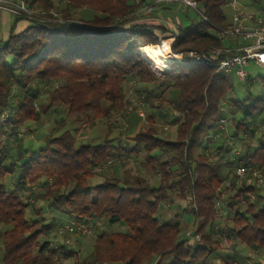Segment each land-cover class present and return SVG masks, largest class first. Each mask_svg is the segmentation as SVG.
Segmentation results:
<instances>
[{
    "label": "trees",
    "instance_id": "trees-1",
    "mask_svg": "<svg viewBox=\"0 0 264 264\" xmlns=\"http://www.w3.org/2000/svg\"><path fill=\"white\" fill-rule=\"evenodd\" d=\"M28 1L40 11L56 10L57 16L46 15L45 21L18 17L29 26L0 43V181L21 163L19 186L0 191V264H58L69 258H74L72 264H163L168 257H172L169 264H212L220 248L219 236L264 255L261 188L235 182L238 167L264 177V145L250 153L252 139L262 138L255 131L264 116V97L230 98L232 73L216 72L220 57H209L211 50L233 45L216 36V31L229 25L226 0H193L201 13L193 12V16H189L191 8L181 4L158 5L176 13L178 23L172 25L142 20L141 9L152 0ZM83 8L93 10L94 15L77 16L76 10ZM167 37L174 38L173 53L194 51L207 61L174 63L163 77H157L139 48L158 45ZM260 85L264 88V78ZM125 87L145 113L130 147L114 144L122 140L121 132L108 137L117 118L126 120L131 102ZM59 106L68 116L106 123L107 135L100 143L76 147L74 136L61 131L66 122L60 120L49 131L46 146L29 152L19 132ZM223 107L228 109L225 133L217 130L224 118ZM162 125L174 127L173 139L161 136ZM217 133V140H210ZM228 140L241 151L231 163H224L222 154L230 151ZM140 153L145 154L144 167L158 176V187L152 188L139 176L106 178L88 187V180L104 168L119 169ZM36 187L41 188V202L60 217L100 222L103 227L121 224L130 233L94 226L92 250L84 257L49 241L40 243V237L59 220L43 224L34 209L28 218L31 204L20 192ZM169 192L180 200L190 198L198 223L193 233L199 236L195 247L187 243L178 223L161 224L157 218L158 205ZM228 192L234 194L227 196ZM249 193L261 203L260 208L248 199ZM224 195L226 208L222 207ZM239 197L245 199L246 208L237 210L231 226H226L216 204L226 215V210L237 208ZM234 256L222 259V264H229L227 260Z\"/></svg>",
    "mask_w": 264,
    "mask_h": 264
},
{
    "label": "rangeland",
    "instance_id": "rangeland-1",
    "mask_svg": "<svg viewBox=\"0 0 264 264\" xmlns=\"http://www.w3.org/2000/svg\"><path fill=\"white\" fill-rule=\"evenodd\" d=\"M53 1H55L56 3L60 1L62 3L61 0H53ZM245 3L247 6L248 5L251 6L250 4L252 2L250 0H246ZM157 7H161V6H158V5L156 6L155 4H153L152 10L145 13L142 20L159 22V23H164V24L169 23L171 25L177 23L175 19L176 17L175 12L172 14L175 17L171 15L162 17L161 15L156 14ZM48 11L52 12L55 16H57L56 10L49 9ZM193 12H196V11L190 9L189 16H193L194 14ZM75 14L77 16H80V15H91L92 16L94 15V11L83 8V9L76 10ZM226 15L229 19L230 13L228 10H226ZM189 20L190 19H187V21ZM234 40L236 42L238 41V39H234ZM228 43L234 44L233 39L228 40L227 44ZM156 46L157 45L150 46V47H156ZM149 68L159 78L163 77L162 74L166 72V71L155 72V70L151 67V65H149ZM245 71L248 75V79L245 81H240L238 78H236V76H234L233 74H230V81L233 86V93L230 94V98L235 99V100H243L246 96H248V94L252 95L255 99L263 98L264 88H262L260 85V79L264 78V65H256L254 63H250L245 68ZM125 89L128 92L127 97L130 99V102H131V104L126 109V113H125L127 117L130 115L128 125H127L128 129L126 128V125L125 126L121 125V122H125V121H122L121 118H117L118 123L117 122L115 123L116 127L112 129V132L110 133L111 135L108 137L112 138L114 137V135L118 136V134L121 132L123 133L122 140L119 143L115 142L114 144L130 147L134 145V142L131 140H125L124 137L127 136L128 134L129 135L134 134V131L136 130L135 126L136 125L141 126L142 121L140 119L145 117V113L143 110V106L141 105V102L135 99L134 97H132V95L130 94V89H128V87H125ZM223 110L225 113H224V118L222 119L225 120V118H228V114H227L228 109L223 107ZM131 113H134V114L131 115ZM60 120H65L66 122L65 127L61 131H68L70 132V134H72V136H74L76 147H79L81 145H94V144L100 143L107 135V132H106L107 130L105 129L106 123L104 122L92 123L89 121H84L82 118L68 116L66 114V109L64 107L59 106L57 108L49 109L47 113L41 117L39 122L37 123L31 122V123L26 124V126H24V128L22 129V131L19 132V135H18L20 139L22 140L21 144H23L25 147H28L29 152L30 151L36 152L44 148L48 140L50 139V136L48 134L49 131L53 127V124ZM258 123H259V127L256 128V131H255L256 136L262 135V138H260L259 140H255V138L252 139L254 143L250 147V153H253L254 150L260 145H264V116L258 121ZM140 126L138 127L137 130L141 128ZM222 127L223 129L224 128L226 129V127L223 124H222ZM160 131L162 132L161 136L163 138H166L169 140L174 138V127L173 126L164 125V128H163V125H162ZM223 131L225 133V130ZM239 136L242 137V135H239ZM215 138L217 140V137H214V136L211 137L210 140L212 139L215 140ZM227 142L229 144L230 151L226 152L225 154L224 153L222 154L225 157L223 159V162L226 163V160H227L231 163L235 155L239 154L241 149L239 148V146L232 147V145L229 143V140ZM14 146H16V144H14ZM143 163H145V154L140 153L139 155L132 156L131 159L126 160L123 166L119 169L117 168L113 170L111 169L112 167L104 168L103 171L99 172V174L94 175L91 179L88 180V187L93 188L101 184L106 178L116 177L121 180H129V179H132L134 176H139V177L146 179L152 188L158 187V176H156L152 172L151 169L144 167ZM112 164L113 163H111L110 165ZM20 165L21 163L19 162L15 170H13L12 173L7 175L3 181H0V191L9 192V191L15 190V188L19 186L18 184H19V176H20ZM226 173H227V169L223 168L221 170L222 176H225ZM258 177L262 178L264 181V177H262L259 174V172H258ZM255 181H256L255 177L249 175L241 179L240 184L243 183L244 185H247V183H255ZM40 185L42 186V183ZM260 188H261L260 194L264 196V184ZM20 193L23 199L27 200L31 204L27 209L28 218H32V210L34 209V213H40L39 215L42 216L41 218L43 219V224H48V222H50L52 218H55V220L57 219L56 221L59 220V222H61L62 219H65L63 217H60V215H57L56 213L47 209L45 207V203L41 202L42 200L40 199V193H41L40 187L30 188L29 190L22 189ZM229 193L230 195L234 194V192H228L226 193V195L228 196ZM226 195H224L222 198L223 208H226V205H227ZM189 199L190 198L188 197L187 199L180 200L175 195L171 196V193L169 192L168 198L162 200L158 205L157 218L161 224L178 223L181 227V234L185 235V238L188 240L187 243L195 247L197 245L196 241H198L199 238L195 239L193 236V233L197 230L198 223L195 221V218L191 212V205L189 203L191 201H189ZM236 201L238 202L236 206L237 208L233 210H226V215H225V210L222 207L217 206L219 207L218 208L219 212H221L222 223L224 224L226 223L225 224L226 226H231L230 219L237 210L242 212L246 208V203H245L244 198L239 197ZM255 203H257L256 209L261 207V203H259V201H255ZM58 224L55 227L51 228V230L48 231L46 235H42L39 239V242L43 243L45 241H49L54 247L62 248V250L64 251L71 250L72 248L78 251L81 257H84L91 252L92 244L94 241L93 233L90 237H87V238L86 237H80L78 239L71 238L72 239L71 242H73L74 245L72 247H66V246H63V238L58 236L56 233V228ZM103 228L108 232H122V233H127V234L130 233L129 230L126 227L122 226L121 224H112V225L106 224L104 225ZM219 240H220V248L214 252L213 258L211 260L212 264H222V259L228 256H231L232 253H234L235 255L234 257L229 258L232 261L239 260L240 258H242V256H240V258L238 257L239 253H237V250H236L238 249V246L233 242V240H226L222 236H219ZM252 254L255 256V261L257 262V264L260 263L259 260L264 259V255L262 254H259V253L256 254L254 252ZM73 262H74V258L60 259L58 261V264H72ZM170 262H172V257L166 258L163 264H169ZM148 264H153V262H150Z\"/></svg>",
    "mask_w": 264,
    "mask_h": 264
},
{
    "label": "built area",
    "instance_id": "built-area-1",
    "mask_svg": "<svg viewBox=\"0 0 264 264\" xmlns=\"http://www.w3.org/2000/svg\"><path fill=\"white\" fill-rule=\"evenodd\" d=\"M245 1L246 0L225 1L226 10L230 13L229 25L225 29L216 31V36L220 41L233 39L234 44L230 48L213 49L209 53L210 58L220 57L215 63L216 72L225 75L232 73L240 81L248 79L245 68L250 63L264 65V3L261 2L258 4L255 3V0H250L253 6L248 7ZM153 4L156 6L181 4L199 12L197 4L193 0H153L141 9L142 13L145 14L151 11ZM0 10L27 20L45 21L47 20L46 15H51L52 18L56 17L50 11H40L34 8L30 5L28 0H0ZM202 17L207 21L204 16ZM173 39V37L163 38L160 44L156 46V48L165 55L163 58L169 61L170 67L174 63H204L207 61L208 58H206L205 55H201L194 51H189L186 54L173 53L170 48ZM234 39H238V41L236 42ZM142 47L145 46H141V48ZM141 48L139 50L142 55ZM143 59L148 63L145 58ZM148 65H150V63H148ZM225 123L226 121L224 119L219 121L218 129L220 132L225 130V128L223 129L222 127V124L225 126ZM213 136L218 138L219 133ZM250 173H252L256 181L253 184L247 183V185H253L255 190H257L264 184V181L262 178L258 177V173L255 170L248 167L236 168L235 182L239 185L241 179L249 176ZM228 185L229 184H227V186ZM248 199L252 202L256 200L253 193L248 194ZM216 206H219V204L217 203ZM94 226L99 227L101 224L100 222L91 223L79 221L74 218L62 219L56 228V233L63 238V246L72 247L74 244L71 242V238L78 239L80 237H90L93 233ZM194 238L198 239V236ZM71 250L74 249L71 248ZM227 262L229 264H257L253 254L235 261L228 259Z\"/></svg>",
    "mask_w": 264,
    "mask_h": 264
},
{
    "label": "crops",
    "instance_id": "crops-1",
    "mask_svg": "<svg viewBox=\"0 0 264 264\" xmlns=\"http://www.w3.org/2000/svg\"><path fill=\"white\" fill-rule=\"evenodd\" d=\"M161 7H163V6H161ZM161 7H157V9H156L157 15L159 14L162 17L171 15V16L175 17L174 15H172V13L168 9V7H163V8H161ZM143 16H142V18H143ZM175 19H176V22L178 23V18L175 17ZM28 26H29L28 21H26L24 19H20L14 15H11L5 11L0 10V43L6 41V39L11 34H18L22 31H24ZM132 114H134V113H131V115ZM129 116L125 120L126 128L128 125ZM139 126L138 125L135 126L136 130L134 131V134L137 131ZM134 134H132V135L128 134L127 136H125V140L132 139L134 137ZM236 250H237V253H239V256H238L239 258H240V256H242V258H244V257L249 256L250 254H252L254 252V250H250V249H247L244 247H240V248L238 247V249H236ZM242 258H240V259H242ZM259 262H260L259 264H264V259L259 260Z\"/></svg>",
    "mask_w": 264,
    "mask_h": 264
},
{
    "label": "bare ground",
    "instance_id": "bare-ground-1",
    "mask_svg": "<svg viewBox=\"0 0 264 264\" xmlns=\"http://www.w3.org/2000/svg\"><path fill=\"white\" fill-rule=\"evenodd\" d=\"M142 57L145 58L155 70V72H164L170 67V63L164 60V54L161 53L156 47H142Z\"/></svg>",
    "mask_w": 264,
    "mask_h": 264
}]
</instances>
